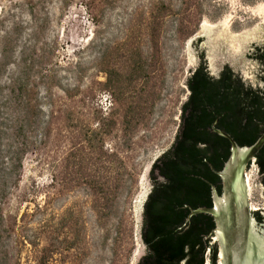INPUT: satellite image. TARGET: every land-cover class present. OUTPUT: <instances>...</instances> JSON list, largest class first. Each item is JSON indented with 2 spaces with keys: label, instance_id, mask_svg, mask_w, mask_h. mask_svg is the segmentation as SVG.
I'll return each instance as SVG.
<instances>
[{
  "label": "rangeland",
  "instance_id": "obj_1",
  "mask_svg": "<svg viewBox=\"0 0 264 264\" xmlns=\"http://www.w3.org/2000/svg\"><path fill=\"white\" fill-rule=\"evenodd\" d=\"M263 20L264 0H0V183L12 164L5 152L24 147L3 206L21 264L31 243L45 248L57 235L66 264H133L134 201L147 165L175 137L188 41ZM257 173L254 163L253 211L264 210ZM103 195L117 206L97 216Z\"/></svg>",
  "mask_w": 264,
  "mask_h": 264
},
{
  "label": "trees",
  "instance_id": "obj_2",
  "mask_svg": "<svg viewBox=\"0 0 264 264\" xmlns=\"http://www.w3.org/2000/svg\"><path fill=\"white\" fill-rule=\"evenodd\" d=\"M251 58L262 68L261 88L246 84L229 67H225L220 77L214 79L201 65L187 79L186 86L191 94L181 107L180 125L174 143L156 160L150 172L153 186L144 204L143 224L147 233L143 229L142 236L154 251L147 256V264H206L208 252L210 263L218 264V245L209 238L215 230L214 219L206 214L189 219V215L190 209L213 206L211 184L218 186L221 194L219 178L212 168L216 171L224 168L230 157L231 145L214 129L228 133L241 148L252 146L264 133V48H256ZM104 73L107 82L102 87L107 89L111 87L112 79L108 70ZM31 112L37 124L43 114L38 100ZM11 149L5 155L13 154L10 159L12 164L5 166V179L0 183V264L22 262L21 250L17 251V247L9 241L14 226L4 214L3 206L9 195L8 176L16 173L15 184L20 183L26 150L22 146L14 148V151ZM256 165L264 185V148L256 157ZM116 187L118 190L119 186ZM116 206V197L110 200L103 195L96 200L95 212L101 216L105 210H113ZM254 215L258 223L264 222V213L255 212ZM173 240L178 242L177 252L174 253ZM168 241L171 244L169 249L165 246ZM31 247L27 258L29 264H66L65 249L58 235L51 237L45 248H40L36 242L31 243ZM139 264H143L142 261Z\"/></svg>",
  "mask_w": 264,
  "mask_h": 264
},
{
  "label": "water",
  "instance_id": "obj_3",
  "mask_svg": "<svg viewBox=\"0 0 264 264\" xmlns=\"http://www.w3.org/2000/svg\"><path fill=\"white\" fill-rule=\"evenodd\" d=\"M256 48H264V20L255 29L240 35L231 34L221 25L203 29L187 43L188 68L183 80L184 86L188 90L187 79L203 63L213 76H217L225 65H229L246 84L261 88L263 86L260 81L262 68L251 58ZM188 96L189 90L184 102ZM216 124L217 121L213 124V128ZM179 125L180 119L176 134ZM214 131L231 145L230 157L224 168L220 172L212 168V171L221 178L222 193L219 194L211 185L213 206L190 209L189 219L199 214L210 215L214 219L215 230L209 238L218 245V264H264V222L258 223L253 216V212L264 213V210H252L247 183L249 168L264 148V133L252 146L241 148L225 131L216 128ZM175 137L169 148L158 152L151 159L139 183L134 201L136 250L133 264H137L144 254L141 232L144 204L153 186L150 176L151 168L156 160L171 148ZM262 179L263 176L258 170L253 181V188L254 184L260 187ZM261 196L264 198L263 190Z\"/></svg>",
  "mask_w": 264,
  "mask_h": 264
},
{
  "label": "flooded vegetation",
  "instance_id": "obj_4",
  "mask_svg": "<svg viewBox=\"0 0 264 264\" xmlns=\"http://www.w3.org/2000/svg\"><path fill=\"white\" fill-rule=\"evenodd\" d=\"M201 65H204L205 67H206V65L205 64H203V63H201L193 72H192V75H194V73L198 70V68L201 66ZM225 67H229L232 71H233V73L235 74V75H237V76H239V74L232 68V67H230L229 65H225L222 69H221V71L219 72V74L217 75V76H213V75H211L209 72H208V70H207V72H208V75L210 76V77H212V78H214V79H218L219 77H220V74H221V72H222V70L225 68ZM191 75V76H192ZM240 77V76H239ZM241 78V77H240ZM242 79V78H241ZM243 81V80H242ZM244 82V81H243ZM252 87V86H251ZM254 88V87H253ZM191 93H190V91H189V95H190ZM254 163H256V160H255V162ZM253 163V164H254ZM252 164V165H253ZM251 165V166H252ZM251 168V167H250ZM250 168H249V170H250ZM216 171V170H215ZM217 172H220V171H217ZM214 173V172H213ZM218 178H219V183H218V185H219V187L221 188V193H222V181H221V178L216 174V173H214ZM208 182V181H207ZM209 185H210V183H209ZM212 185V184H211ZM215 188H216V190H217V192L219 193V191H218V186H216V185H213ZM261 186H262V188H263V195H264V185H263V179H262V182H261ZM220 194V193H219ZM211 196H212V190H211ZM212 202H213V199H212ZM254 213L255 212H253V216H254V218H255V215H254ZM256 219V218H255ZM144 229V224H143V226H142V230ZM145 230V234L147 233V228H145L144 229ZM141 239H142V244H143V247H144V254H143V256L140 258V260H139V262L137 263V264H139L140 263V261H142V263L143 264H147V256L149 255V253H151V252H153L154 250L151 248V246L149 245V243L145 240V238L142 236V232H141ZM213 244H216V243H213ZM177 245H178V242H177V240H173L172 241V251H173V253L174 252H177ZM165 246H167V248L169 249L170 248V246H171V244L169 243V241L165 244ZM170 261V260H169Z\"/></svg>",
  "mask_w": 264,
  "mask_h": 264
},
{
  "label": "bare ground",
  "instance_id": "obj_5",
  "mask_svg": "<svg viewBox=\"0 0 264 264\" xmlns=\"http://www.w3.org/2000/svg\"><path fill=\"white\" fill-rule=\"evenodd\" d=\"M248 175V174H247ZM247 183H248V187H250V182H249V178L247 177ZM249 191H250V189H249Z\"/></svg>",
  "mask_w": 264,
  "mask_h": 264
}]
</instances>
